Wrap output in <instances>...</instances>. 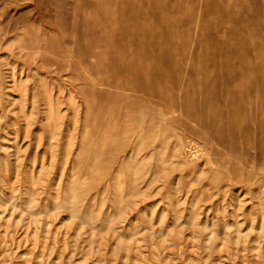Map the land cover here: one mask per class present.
Masks as SVG:
<instances>
[{"label": "rangeland", "instance_id": "374dc122", "mask_svg": "<svg viewBox=\"0 0 264 264\" xmlns=\"http://www.w3.org/2000/svg\"><path fill=\"white\" fill-rule=\"evenodd\" d=\"M0 264H264V0H0Z\"/></svg>", "mask_w": 264, "mask_h": 264}]
</instances>
